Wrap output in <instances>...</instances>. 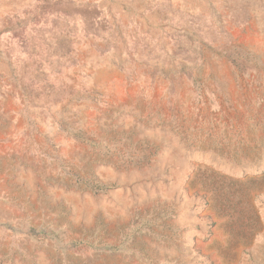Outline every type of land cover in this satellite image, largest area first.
<instances>
[{"label": "rangeland", "instance_id": "obj_1", "mask_svg": "<svg viewBox=\"0 0 264 264\" xmlns=\"http://www.w3.org/2000/svg\"><path fill=\"white\" fill-rule=\"evenodd\" d=\"M0 264H264V0H0Z\"/></svg>", "mask_w": 264, "mask_h": 264}]
</instances>
